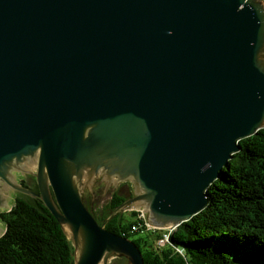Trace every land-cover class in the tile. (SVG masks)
<instances>
[{
  "label": "water",
  "instance_id": "95a60500",
  "mask_svg": "<svg viewBox=\"0 0 264 264\" xmlns=\"http://www.w3.org/2000/svg\"><path fill=\"white\" fill-rule=\"evenodd\" d=\"M261 129V0H0V211L38 198L74 264H144L84 204L97 179L133 188L106 222L175 229Z\"/></svg>",
  "mask_w": 264,
  "mask_h": 264
},
{
  "label": "trees",
  "instance_id": "16d2710c",
  "mask_svg": "<svg viewBox=\"0 0 264 264\" xmlns=\"http://www.w3.org/2000/svg\"><path fill=\"white\" fill-rule=\"evenodd\" d=\"M238 145L240 150L207 189L205 208L173 229L162 246L158 241L169 230L147 228L137 211L119 212L106 222L129 198L120 190L98 213L92 212L90 198L84 204L106 230L134 242L144 264H264V129ZM25 178L21 186L37 193L34 177V188ZM22 196L0 211V264H74L71 242L48 209L38 198ZM125 263L114 259V264Z\"/></svg>",
  "mask_w": 264,
  "mask_h": 264
},
{
  "label": "rangeland",
  "instance_id": "374dc122",
  "mask_svg": "<svg viewBox=\"0 0 264 264\" xmlns=\"http://www.w3.org/2000/svg\"><path fill=\"white\" fill-rule=\"evenodd\" d=\"M25 177L26 178L28 177L27 178L28 179L27 180V183L32 186V184H33V178L32 177L33 176L30 175V174H26ZM21 178H23V176L21 177L20 175H18L17 178H16V182L20 183V179ZM100 179H101V177L99 179H97L96 182L93 184L95 186H91L92 189H93L92 195L89 193V188H86V190L84 191V194H83L84 195L83 196L84 202L86 201V203H89V198H90V206L92 207V212L94 210L95 213H98V211L100 210V208L109 201L110 196L116 190H120L122 192V194H124L125 196L127 195V197H129V198L132 197V190H133V188H132V185H131L130 182H122L116 188L113 187L112 185H109L107 187V190H105L104 193H103V188L105 187V182L104 181H100ZM109 189H112V190H109ZM9 190H10V191H8L9 196H8V199H7L8 206H9L8 209L11 208V206H12L15 198H17V197H23L19 193L14 192L11 189H9ZM98 190H100L101 193L100 194H97V198H96V192ZM3 211H7V209H4ZM126 212H130V211H126ZM0 228L3 229V224L1 222H0ZM173 229L174 228L166 229V230H169V233L168 234H170V232ZM110 264H114V260H112V262Z\"/></svg>",
  "mask_w": 264,
  "mask_h": 264
},
{
  "label": "built area",
  "instance_id": "2783aa9c",
  "mask_svg": "<svg viewBox=\"0 0 264 264\" xmlns=\"http://www.w3.org/2000/svg\"><path fill=\"white\" fill-rule=\"evenodd\" d=\"M262 1V4H263V6H264V0H261ZM138 213H139V215H138V218L140 219V220H142L144 223H145V226H147V228H152L150 225H148L147 224V222H146V215L144 214V212H142V211H137ZM136 228H137V226H135ZM133 230H135V228H132ZM165 231H166V229H164ZM166 233V232H165ZM164 233V234H165ZM164 234L162 235V237H161V239L158 241V244L160 245V246H162V245H164L165 243H164Z\"/></svg>",
  "mask_w": 264,
  "mask_h": 264
},
{
  "label": "bare ground",
  "instance_id": "6f19581e",
  "mask_svg": "<svg viewBox=\"0 0 264 264\" xmlns=\"http://www.w3.org/2000/svg\"><path fill=\"white\" fill-rule=\"evenodd\" d=\"M168 235L169 234L167 233V237L164 238V243H166L168 241V238H169Z\"/></svg>",
  "mask_w": 264,
  "mask_h": 264
},
{
  "label": "flooded vegetation",
  "instance_id": "af4514ba",
  "mask_svg": "<svg viewBox=\"0 0 264 264\" xmlns=\"http://www.w3.org/2000/svg\"><path fill=\"white\" fill-rule=\"evenodd\" d=\"M26 179V178H25ZM33 182H34V180H33ZM35 185V183L34 184H32V186L31 185H27L28 186V188H32L33 186ZM37 187V186H36ZM34 188V187H33Z\"/></svg>",
  "mask_w": 264,
  "mask_h": 264
}]
</instances>
